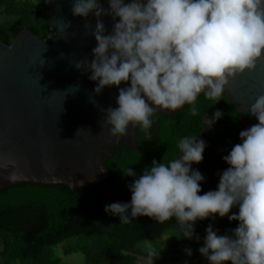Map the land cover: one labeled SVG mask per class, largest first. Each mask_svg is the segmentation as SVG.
<instances>
[{
  "label": "clouds",
  "instance_id": "9594fccd",
  "mask_svg": "<svg viewBox=\"0 0 264 264\" xmlns=\"http://www.w3.org/2000/svg\"><path fill=\"white\" fill-rule=\"evenodd\" d=\"M107 3L105 9L102 0H74L71 13L85 18L88 29L87 17L96 19L93 58L77 60L74 67L90 73L96 95L106 87L117 88V107L103 110L113 138L126 136L130 125L147 132L161 110L173 112L187 104L196 116L200 94L218 103L230 80L252 72L264 58V0ZM105 16L113 21L107 34L101 19ZM122 83L126 86L120 87ZM245 113L258 123L241 130L240 143L222 157L228 167L219 174L215 190L201 194L205 177L192 167L202 162L206 142L198 135L185 136L177 144L179 155L167 163L153 159L139 176L128 167L123 173L133 178L130 202L107 204L104 212L123 224L140 216L161 224L175 218L180 237L197 241L196 221L227 217L237 222L230 234H219L211 224L205 229L198 251L207 264H264V95ZM222 115L218 109L207 115L206 129ZM9 165L15 168L17 162L0 158V168ZM233 208L238 210L231 212ZM146 251L148 264H154L157 254L151 246ZM186 253L191 256V249Z\"/></svg>",
  "mask_w": 264,
  "mask_h": 264
},
{
  "label": "trees",
  "instance_id": "16d2710c",
  "mask_svg": "<svg viewBox=\"0 0 264 264\" xmlns=\"http://www.w3.org/2000/svg\"><path fill=\"white\" fill-rule=\"evenodd\" d=\"M47 17L43 0H0V40L9 45L23 29L45 38ZM218 99L216 103L201 94L196 116L185 104L170 115L155 114L147 132L137 125L138 149L113 146V156L105 162L110 177L97 185L71 191L63 185L17 183L0 189V264H67L64 258L72 255L81 257V264H136L138 258L147 259L149 246L157 254L154 264H207L198 251L205 229L211 224L219 234H230L236 221L218 216L196 221L197 241L180 237L175 218L161 224L140 216L123 224L104 208L130 202L133 178L123 173L128 167L139 176L153 159L167 163L179 155L177 144L185 136L198 135L206 142L202 162L192 167L205 177L201 194L215 190L219 174L228 167L222 157L240 143L239 132L244 130L230 101L223 95ZM217 109L222 117L206 129L204 118Z\"/></svg>",
  "mask_w": 264,
  "mask_h": 264
},
{
  "label": "water",
  "instance_id": "95a60500",
  "mask_svg": "<svg viewBox=\"0 0 264 264\" xmlns=\"http://www.w3.org/2000/svg\"><path fill=\"white\" fill-rule=\"evenodd\" d=\"M43 1L48 10L45 38L23 29L9 45L0 40V158L17 162L15 168H0V189L17 183L87 188L110 177L105 162L113 156V146L138 149L136 127L130 125L126 136L117 139L104 123L103 110L117 107V88L106 87L96 95L90 73L74 67L77 60L93 58L94 15L87 17L88 29L85 18L71 13L74 0ZM102 7L108 8L107 0ZM101 19L110 33L112 18ZM259 95H264V58L225 88L223 96L243 129L258 123L245 111ZM11 174L17 178L10 179Z\"/></svg>",
  "mask_w": 264,
  "mask_h": 264
},
{
  "label": "rangeland",
  "instance_id": "374dc122",
  "mask_svg": "<svg viewBox=\"0 0 264 264\" xmlns=\"http://www.w3.org/2000/svg\"><path fill=\"white\" fill-rule=\"evenodd\" d=\"M64 260L66 261L67 264H81L82 263V259L79 256H68L66 258H64ZM136 264H148V260L147 259H143V258H138L136 261Z\"/></svg>",
  "mask_w": 264,
  "mask_h": 264
}]
</instances>
